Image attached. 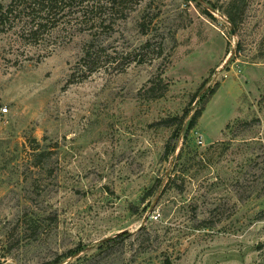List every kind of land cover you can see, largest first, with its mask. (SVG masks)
I'll list each match as a JSON object with an SVG mask.
<instances>
[{"label": "rangeland", "instance_id": "obj_1", "mask_svg": "<svg viewBox=\"0 0 264 264\" xmlns=\"http://www.w3.org/2000/svg\"><path fill=\"white\" fill-rule=\"evenodd\" d=\"M122 7L0 28V264H264V0Z\"/></svg>", "mask_w": 264, "mask_h": 264}, {"label": "trees", "instance_id": "obj_2", "mask_svg": "<svg viewBox=\"0 0 264 264\" xmlns=\"http://www.w3.org/2000/svg\"><path fill=\"white\" fill-rule=\"evenodd\" d=\"M124 1L126 0H9L8 3L0 6V28L5 29L4 25L9 20H15L16 15L22 13L26 16V19L24 26H21V33L26 37L36 39L40 36L42 31L45 30L47 25L53 23V20L55 17H57L56 15L64 11L65 7L76 4V2L80 4V12L81 15H83V18L89 21L91 20V24H97V26L101 27H111L112 20L114 19L112 16H115L119 11H122V4ZM140 1L141 0H135L136 3H139ZM195 1L197 4H201V0ZM206 7L214 9V7L210 6L209 4L206 5ZM225 15L231 26L234 28V30H236L238 23L236 16L230 10H226ZM153 17H156V15L151 17H146L145 15L142 16V20L139 23L142 34L147 35L149 33L148 28L153 21ZM95 46L96 45L93 38V43H91L90 46L85 49L86 55L84 56V62L89 72L95 69L94 65L100 59V53L97 51L92 52L91 50V48ZM155 48L156 43L152 42L150 38H147L139 45L137 50H132L131 52L126 53L125 57H127V64L134 61H145L143 60L144 57L148 53L154 52ZM159 82H161L160 79L154 81L150 80L151 85L148 87L147 91L150 92L152 97H155L156 95L154 91L160 86ZM215 87L208 90L209 96L214 93ZM206 101L207 99H205V102ZM203 109L204 107L202 105L201 107L196 108L190 115L186 126L187 130L195 126L197 119L202 114ZM189 112V110H186L183 113V116L188 115ZM164 263L170 264L168 260H165Z\"/></svg>", "mask_w": 264, "mask_h": 264}, {"label": "water", "instance_id": "obj_3", "mask_svg": "<svg viewBox=\"0 0 264 264\" xmlns=\"http://www.w3.org/2000/svg\"><path fill=\"white\" fill-rule=\"evenodd\" d=\"M230 30H231V32L234 34V29H233V27H232V26H231Z\"/></svg>", "mask_w": 264, "mask_h": 264}, {"label": "crops", "instance_id": "obj_4", "mask_svg": "<svg viewBox=\"0 0 264 264\" xmlns=\"http://www.w3.org/2000/svg\"><path fill=\"white\" fill-rule=\"evenodd\" d=\"M219 62H220V61H219ZM219 62H217L216 64H214L213 67L216 66L217 64H219ZM215 94H216V93H215ZM210 101H211V99H210ZM210 101H209V102H210ZM201 117H202V116H201Z\"/></svg>", "mask_w": 264, "mask_h": 264}, {"label": "built area", "instance_id": "obj_5", "mask_svg": "<svg viewBox=\"0 0 264 264\" xmlns=\"http://www.w3.org/2000/svg\"><path fill=\"white\" fill-rule=\"evenodd\" d=\"M3 109H4V110H6V108H5V107H4Z\"/></svg>", "mask_w": 264, "mask_h": 264}]
</instances>
